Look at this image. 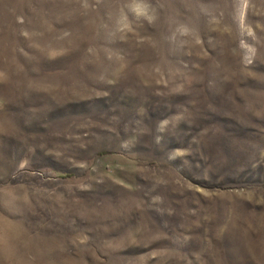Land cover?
<instances>
[{"label":"rangeland","instance_id":"rangeland-1","mask_svg":"<svg viewBox=\"0 0 264 264\" xmlns=\"http://www.w3.org/2000/svg\"><path fill=\"white\" fill-rule=\"evenodd\" d=\"M0 264H264V0H0Z\"/></svg>","mask_w":264,"mask_h":264},{"label":"clouds","instance_id":"clouds-1","mask_svg":"<svg viewBox=\"0 0 264 264\" xmlns=\"http://www.w3.org/2000/svg\"><path fill=\"white\" fill-rule=\"evenodd\" d=\"M134 10L140 15H146L147 14V7L142 3H136Z\"/></svg>","mask_w":264,"mask_h":264},{"label":"trees","instance_id":"trees-1","mask_svg":"<svg viewBox=\"0 0 264 264\" xmlns=\"http://www.w3.org/2000/svg\"><path fill=\"white\" fill-rule=\"evenodd\" d=\"M64 177H70V175H65Z\"/></svg>","mask_w":264,"mask_h":264}]
</instances>
